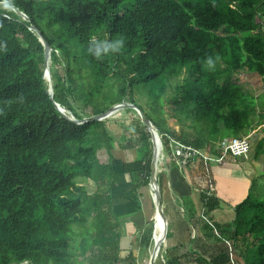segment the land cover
<instances>
[{
	"label": "trees",
	"instance_id": "16d2710c",
	"mask_svg": "<svg viewBox=\"0 0 264 264\" xmlns=\"http://www.w3.org/2000/svg\"><path fill=\"white\" fill-rule=\"evenodd\" d=\"M32 26L52 50L56 103L82 120L126 102L128 90L144 85L149 108L128 103L146 114L162 152L172 157L173 141L207 150L264 126V0H0V264H80L77 255L89 264H137V250L122 254L114 212V134L105 119L78 124L54 106L43 77L44 46ZM93 37H123L124 45L97 58L88 51ZM243 72L260 76L256 97L240 82ZM166 105L182 132L171 128ZM135 132L132 146L143 156L122 162L119 173L145 189L154 216L151 134L141 121ZM254 152L264 156V137ZM194 162L203 167L200 185L191 184L197 196L177 199L185 239L172 248L162 244L156 263L264 264V185L255 190L252 181L232 221L215 223L220 198L205 163L192 160L181 170ZM157 178L162 195V171ZM79 180L93 182L92 195ZM152 219L138 240L147 256ZM200 235L217 248L193 247ZM173 238L168 224L166 241Z\"/></svg>",
	"mask_w": 264,
	"mask_h": 264
},
{
	"label": "crops",
	"instance_id": "0c3cea01",
	"mask_svg": "<svg viewBox=\"0 0 264 264\" xmlns=\"http://www.w3.org/2000/svg\"><path fill=\"white\" fill-rule=\"evenodd\" d=\"M171 128L176 130L177 132H182V130H184V128L180 125L176 126L171 124ZM110 130L112 133H114L111 127ZM249 136L252 137L253 144L250 150V154L247 158H244V163L235 159L228 158L224 161L223 164L220 165H204L205 171L208 173L207 175L210 177L212 182V192L215 193L218 198H220L219 207L212 212V221H214L215 223H219L222 225L230 223L234 215V206L247 197L252 181H254L255 178L262 177V172L264 171V156L255 158L254 145L258 142L259 139L264 137V126H260L252 130ZM135 141L136 139H134V142ZM132 145L133 144H130L129 142L123 144V138L122 140L121 138L120 140H117V144L114 143L115 159L113 163L115 164L114 166L118 169V173L116 174L117 176L116 178H114L115 180L111 187L112 198L118 200V202H115L114 204V212L118 217L122 215L126 216L127 222H129L125 225V228H123L122 231L121 247L123 248V255H125L129 249V247H127V242L138 244L139 236L141 234L140 229L138 231L137 227L133 224V221L129 220L127 215L134 213L140 215L141 213L142 220H145L147 224V221L150 218L149 212L152 209L150 201L148 200L149 198H147L142 193V191L144 192L145 189H138L137 186L133 184L131 177L119 173L122 162L132 160L131 151L141 150L133 147ZM142 156L143 153L137 158L140 159ZM199 167L201 170L203 169L202 166H199L198 163L194 162L190 165L189 169L186 172H182L181 169L183 168L177 166L176 162L171 158V156L168 155L166 156V159L161 163L159 171H162L163 173L164 188L163 194L161 195V201L163 203V209H168V212L167 214H165V216L167 223L171 225L172 233L174 234V238L169 240V242L171 241L170 244H172L171 248L176 247L177 245H179V243L181 244L182 240L185 239L184 233L187 232V223L184 220L183 208L179 206V204L177 203V199L181 195L187 194H191L194 197L197 196V190H194L191 184L194 182L200 185L201 181L199 177L201 174L198 172ZM157 224L158 223L156 222V236L160 233L161 226L160 225L158 228ZM145 228H148V225ZM229 244L232 243L229 242ZM196 246L203 247L204 249L209 247L217 248V246H215L214 244H210L209 242H207L202 237V235H200V237H198L196 242L194 243L193 247ZM137 250V264H148L150 256L148 255V257L146 252L142 251L140 248H137ZM89 255L90 254H87V257ZM147 257L148 262L145 263V258ZM77 261L80 264H89L87 260L78 255ZM155 264L164 263H161V261H158L156 263L155 261Z\"/></svg>",
	"mask_w": 264,
	"mask_h": 264
},
{
	"label": "rangeland",
	"instance_id": "374dc122",
	"mask_svg": "<svg viewBox=\"0 0 264 264\" xmlns=\"http://www.w3.org/2000/svg\"><path fill=\"white\" fill-rule=\"evenodd\" d=\"M239 80L240 82H242L245 86V88L251 92V96L253 97H256L257 94H260L262 92V81H261V78L260 76H258L257 74H251V73H248V72H243L239 75ZM90 82V81H88ZM173 91H169V94H172ZM148 97L146 95V87L144 85H136L132 88V90H128L127 94H126V97H125V101L126 103L128 102H135L136 105L138 106H142L143 108L146 109V107L149 108V101H148ZM78 106L80 109H83V104L82 102H79L78 103ZM165 109V115L166 117H169V123L172 124V125H178L176 124L177 122L172 119L170 117L171 113H172V109H173V106L172 105H166L164 107ZM184 116V115H183ZM183 118V117H181ZM108 124L110 125V127L112 128V130L114 131V137L112 139V142L117 144V140H122L123 138V143L125 142H134V139H137V135H136V132H135V128L136 126H139L140 124V118H139V115L138 113L133 110L132 108H128V107H124V108H121L119 109L118 111L114 112L111 116H109L107 119ZM142 122V121H141ZM188 124H192L191 122V119H189L187 121ZM203 123H201L200 125H202ZM204 125V124H203ZM199 126V125H197ZM189 132L191 134H195V131H193V129L191 128L189 130ZM120 136V138H119ZM196 137V135H194ZM131 142V143H132ZM212 146V145H211ZM209 146V148L211 147ZM143 153V150H139V151H131V159L133 158H137L139 157L140 155H142ZM127 154V153H125ZM104 155L103 154H100V158L102 159ZM166 154H164L161 150V154H160V158L158 160V170L160 169V166H161V163L163 162V160L166 159ZM133 157V158H132ZM172 158V157H171ZM235 159V160H238V161H241L242 163L245 162L244 158H240V157H235V158H230V156L227 157V159ZM256 184L253 185V189H257V185L258 186H263L264 185V178L263 176L262 177H259V178H255L254 179ZM82 182L83 185H85L88 189V192L90 195H92V193L94 192L95 190V186L93 184L92 181H83V180H79ZM252 184V183H251ZM148 193L149 195L150 194V189H149V186H148ZM117 197V196H116ZM150 197V196H149ZM118 198V197H117ZM151 199V197H150ZM151 211V210H150ZM168 212V209L165 208L164 209V213L167 214ZM142 214L140 213L137 214V213H134V214H130V215H127L128 216V219L133 221V224L137 227L138 231L140 228H145L148 224H146L145 220H142ZM149 215H150V218L152 219L153 217V213H150L149 212ZM120 219V230L123 231V228H125V225L129 222H127V219H126V216L122 215L119 217ZM153 220V219H152ZM159 225V218H157V221H156ZM149 227V226H148ZM159 227V226H158ZM166 230V229H165ZM165 234V232H164ZM163 239V238H162ZM127 247H129V249H134V250H137L138 248V244H134V243H130V242H127ZM171 241H166L165 239V242L163 243L164 244V247H170L172 246V244H170ZM136 248V249H135ZM153 249V247H152ZM152 249H150L148 251V255L150 256V253L152 251ZM180 253H183L185 250L184 249H179ZM138 252V250H137ZM179 253V252H178ZM148 256V257H149ZM148 257L145 258L146 259V262H148ZM161 263H164V260H161Z\"/></svg>",
	"mask_w": 264,
	"mask_h": 264
},
{
	"label": "water",
	"instance_id": "95a60500",
	"mask_svg": "<svg viewBox=\"0 0 264 264\" xmlns=\"http://www.w3.org/2000/svg\"><path fill=\"white\" fill-rule=\"evenodd\" d=\"M15 11L18 12L20 15H22L24 18H26V16L23 13H21L17 10H15ZM31 29L37 33L41 43L44 46V74H43V77H44V79H46L48 81V84H49L48 94H49L50 98L52 99L54 106L58 109V111L60 113H62L69 120H71L75 123H78V124H82V123L101 121V120L107 119L109 116H111L114 112L118 111L119 109L124 108V107H128V108H132L133 110H135L138 113L142 123L147 128V130L150 132L151 142H152V146H153V154H152V161H151V175H150V181H149V189H150V194H151L150 200L152 202L153 209H154V216H153V233H152L153 249L150 253L148 264H155V261L158 257L159 251H160V247L164 243V242L161 243L159 246H157V244L155 243L157 216H161L162 219L164 220V222L166 223V230H165V234H164L165 239H166V234L168 231V223L166 220V216H165L162 201H161V192H160V187H159L158 178H157L158 160L160 158V154H161V150H162V142H161L160 136H159L156 128L153 126V124L148 119L146 114L139 107L135 106L134 104H130V103H126V102L121 103V104H117V105H113L104 113H101V114H98V115H95V116H92L89 118H85L82 120H77L71 113L67 112L63 107H61L58 103H56L53 100L54 87H53V80H52V76H51V72H50V59H51V51L52 50H51L49 43L44 39L42 34L34 26H32Z\"/></svg>",
	"mask_w": 264,
	"mask_h": 264
},
{
	"label": "built area",
	"instance_id": "2783aa9c",
	"mask_svg": "<svg viewBox=\"0 0 264 264\" xmlns=\"http://www.w3.org/2000/svg\"><path fill=\"white\" fill-rule=\"evenodd\" d=\"M172 159L177 166L184 168L192 160L202 159L205 165L223 164L228 156L247 158L250 154L251 143L250 136H238L233 138H224L216 146H211L207 150H202L179 141H173ZM214 148V149H212ZM228 246L229 255H234L233 245L226 242ZM234 264V262H232Z\"/></svg>",
	"mask_w": 264,
	"mask_h": 264
},
{
	"label": "clouds",
	"instance_id": "9594fccd",
	"mask_svg": "<svg viewBox=\"0 0 264 264\" xmlns=\"http://www.w3.org/2000/svg\"><path fill=\"white\" fill-rule=\"evenodd\" d=\"M124 45V38L120 37L117 39H97L93 37L88 46V51L97 58L108 53L118 52Z\"/></svg>",
	"mask_w": 264,
	"mask_h": 264
},
{
	"label": "bare ground",
	"instance_id": "6f19581e",
	"mask_svg": "<svg viewBox=\"0 0 264 264\" xmlns=\"http://www.w3.org/2000/svg\"><path fill=\"white\" fill-rule=\"evenodd\" d=\"M47 73V72H46ZM47 78V77H46ZM157 218H159V225L160 226V233L157 234V236L155 237V243L157 244V246H159L162 242V238L164 236V232H165V229H166V223L164 222V220L162 219L161 216H157ZM159 228V227H158Z\"/></svg>",
	"mask_w": 264,
	"mask_h": 264
}]
</instances>
